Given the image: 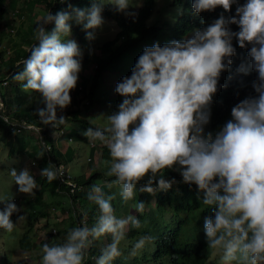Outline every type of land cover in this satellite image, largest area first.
<instances>
[{
	"label": "clouds",
	"instance_id": "1",
	"mask_svg": "<svg viewBox=\"0 0 264 264\" xmlns=\"http://www.w3.org/2000/svg\"><path fill=\"white\" fill-rule=\"evenodd\" d=\"M59 2L67 8L55 14L50 11L37 22L36 43L27 46L22 69L11 76L23 91L39 94L44 107L36 108V115L41 124L53 129L69 126L62 113L72 103L71 92L81 85L84 49L71 38L73 25L81 27L91 44L97 30L105 25V5L133 22L138 16L129 11V0H90L91 6L85 8L74 7L71 0ZM234 5L235 14L226 16ZM218 8L222 11L217 18L211 23L202 20L203 26L193 29L187 38L145 47L131 74L116 84L115 93L122 100L106 116V126L82 132L89 142L101 141L109 151L104 175L113 179L92 185L87 196L98 206L96 222L91 227L85 224L57 233L64 239L45 242L40 262L38 259L33 264H84L91 244L106 236H111V242L100 250L96 264H114L124 254L120 245L127 232L141 229L143 224L137 215L118 217L112 205L115 196L106 195L104 187H118L121 200L132 201L137 190L155 195L176 185V178H166V171L178 172L180 183L195 186L198 199L211 206V215L203 221L209 254L217 255L220 264H264V0H191L196 15ZM48 25H54L51 31ZM234 40L240 49H247L248 62L241 63L237 72L256 74L251 82L254 94L235 104L231 118L213 132L207 130L211 108L222 87L221 76L231 69L237 54ZM88 51L92 54L91 47ZM2 110L0 120L7 124L12 117L5 115V101L0 100ZM28 128L41 134L36 125ZM56 165L50 162L39 174L48 182L57 180L62 172ZM10 176L19 193L29 195L28 199L35 195L38 185L26 167L19 171L12 168ZM73 177L80 189L77 176ZM67 201L74 211L77 202L68 196ZM0 202L5 205L0 210V229L12 233L16 222L24 219L19 214L27 201L19 207L15 198ZM145 207L143 200L134 204L137 213L142 214ZM12 216H17L16 222ZM28 235L36 243L35 235ZM154 239L141 235L129 256H137Z\"/></svg>",
	"mask_w": 264,
	"mask_h": 264
},
{
	"label": "trees",
	"instance_id": "2",
	"mask_svg": "<svg viewBox=\"0 0 264 264\" xmlns=\"http://www.w3.org/2000/svg\"><path fill=\"white\" fill-rule=\"evenodd\" d=\"M156 0H142L140 7L137 9L138 16L133 22L131 17H126L120 13L114 12L111 5H106L104 14L116 20L119 29L112 39L106 40L99 45V54L97 56V65L94 73L90 78H83L80 88H76L72 93V103L64 110L63 115L68 117V122L71 121L74 125L70 127L64 134L66 139H73L78 141L88 140L82 135V132L88 127H96L87 114L86 110L91 104L98 105V110L103 109L109 104V99L103 95L95 101L93 95L98 91V78L102 66L112 63L117 58L129 49L135 51L139 47L152 46L154 43L164 44L163 38L168 37V41L182 40L185 35L195 28L202 27L201 21L211 23L212 20L218 17L222 9H217L212 13H203L196 15L191 9V0H174L173 4L181 7L180 15L172 23L164 22L162 24H147L146 20L154 10ZM241 3L244 0H240ZM19 3V5H16ZM71 3L76 7L77 0H71ZM37 5L43 6L46 12H55L66 9L67 4H61L59 0H0V65L4 63V70L0 71V97L5 101V114L10 115L14 119H24L27 123L42 126L44 130L41 132V141L38 144L41 147V155L38 164L41 168L49 166V163L56 165L57 163H67L72 158L73 151L71 146L66 148L65 152H60L54 143L53 137H50L49 132L55 130L51 126H46L40 123L39 117L36 115L35 109L44 107L42 104L35 102V96L38 93L22 90L16 81L11 79V76L16 71H20L23 67L21 61L28 56V49L20 47L19 51L12 46L15 39L8 32L12 29L15 35L22 34V43L25 45H33L36 43L34 39V29L37 22L41 19L35 13L38 9ZM40 13V12H38ZM235 5L232 13H225V15H234ZM10 16L8 21L6 17ZM45 16V15H44ZM14 17H18L19 21L14 25ZM22 18V19H21ZM54 25H48L47 29L51 31ZM234 31H238L236 25L231 26ZM84 31L80 26L73 25L72 38H78L82 42ZM143 40V43L140 42ZM10 51L6 59L3 60L4 49L2 45H9ZM34 42V43H33ZM234 46L237 47V54L233 57V64L229 71L222 74L220 79V87L218 93L214 97V103L211 108V122L207 126V130L215 132L227 120L231 118V108L240 100L248 95H252L253 90L251 82L256 78L255 73L247 76L238 73L237 68L241 63L248 62L247 49H240L233 41ZM84 45V44H83ZM12 46V47H11ZM19 65V67H17ZM131 74V72H130ZM87 99L83 104L84 110L80 109V103ZM61 113L59 112L58 115ZM9 117V116H8ZM0 125H6L12 134H15V128L10 124H5L0 120ZM64 126H60L62 128ZM101 128V127H100ZM58 129V128H57ZM23 133L26 129H22ZM27 137V136H26ZM23 136H18L23 145H29V139ZM48 144L50 151L45 152V145ZM101 158L109 159V151L107 147L102 144ZM102 170L96 168L95 172H90L88 175L77 176V182L81 186L73 194H70L68 188L65 186H58L57 180L48 182L47 178L39 175V188L36 189L35 195L31 196L32 203L36 206L33 209L35 216L33 219L38 223L37 225L49 226L48 223L56 222L57 220H66L61 229L70 230L73 227L92 226L99 215L98 206L88 200V193L91 191V186L94 185L95 178L105 176ZM166 178L175 177L178 183L170 190L164 192H157L154 196L147 193H140L138 190L134 198L137 203L140 200L145 202V211L137 213L132 210L133 215H137L141 220H147L150 228L130 229L126 238H134L141 235H152L155 239L154 251L148 257L147 261H152L153 264H203L209 257L212 260L211 254L206 251L205 235L203 231V221L206 216L211 215V206L204 205L201 199H198V193L195 186L189 187L186 184L180 183L181 177L178 172L169 171L165 173ZM106 178V177H105ZM111 180L113 178H106ZM144 182H142L143 184ZM62 191L68 197L73 199V209L71 211L60 204L59 201L48 204L45 194L49 198L56 197ZM109 192V190H107ZM113 195V193H112ZM202 195V194H201ZM116 197V196H115ZM135 204V203H134ZM112 205L116 210V215L121 216L122 212L118 209L116 200H112ZM127 206V205H126ZM47 212V213H46ZM169 214V216H168ZM41 218H45L43 222H39ZM86 221V222H85ZM58 229V228H57ZM55 228L45 232V237L40 239L38 243L30 241L28 233H23L18 239L20 248L24 251H30L34 248L41 249L45 243H59L64 239L57 233L59 231ZM155 230V232H154ZM104 238V237H103ZM94 241L85 254L84 264H96V259L100 255V250L106 245L104 239ZM111 239V236L108 237ZM41 251L36 257L40 262ZM146 259V258H145ZM39 262L37 264H39ZM143 261L137 257L123 261L118 258L114 264H141ZM219 264V262H215Z\"/></svg>",
	"mask_w": 264,
	"mask_h": 264
},
{
	"label": "rangeland",
	"instance_id": "3",
	"mask_svg": "<svg viewBox=\"0 0 264 264\" xmlns=\"http://www.w3.org/2000/svg\"><path fill=\"white\" fill-rule=\"evenodd\" d=\"M173 1L174 0H156L154 10L149 16V18H147L146 23L149 25L162 24L164 22L170 24L174 20H176V18L180 15L181 7L177 4H173ZM141 2L142 0H129L131 6L129 11L136 12V10L141 5ZM105 3H107V0H105ZM76 4L81 5L82 8L91 6L90 0H77ZM16 5H19V3H16ZM73 6L76 7L75 5ZM35 8L38 9L37 11H35V13L38 14L40 18H42L45 14L48 13L46 12L47 10H45L41 5H37ZM102 15L105 19V25L102 29L97 30L96 39L91 42V44H89V42L85 39V33L83 37V42L78 38L75 39L84 49L83 70L80 73L79 82L83 81L84 77L87 79L90 78V76L94 73L95 67L97 65V59L99 57L97 55L100 53L99 45L106 40L112 39L114 35H116V31L119 29L116 20L112 19L111 17L105 16L104 10L102 12ZM121 15L125 16L124 14ZM9 18L10 16H7L5 21H8ZM18 21V17H14V25L18 23ZM8 32L15 39V44H12V46L16 49V51H19L20 47L27 48V45L22 43V34L15 35V33L12 32V29H8ZM191 32L192 31L188 32L185 35V38L191 35ZM163 42H168V37L163 38ZM142 43L143 40L140 42V44ZM2 46L4 49L2 61H4L7 55H9L8 53L10 51V42L9 45L6 44ZM89 47H91L92 49V54H89ZM144 48L145 47H139L135 49V51H129V49H127V51H125L120 58H117L112 63H108L102 66L98 78V91L95 95H93V98L96 101L97 94L98 98H101L103 95H105V97L109 99V104L103 109L101 108L100 110H98V105H96L95 103L91 104L89 107L86 108V110L88 111L87 114L90 115L89 120L93 124H95L96 127H105L107 123L106 116L111 112L115 111L118 103L121 102L122 98L115 93V86L121 80L122 77L130 75L132 67L134 66L138 56L143 52ZM3 70L4 63H1L0 71ZM16 84L20 85V82H16ZM73 92L74 91L71 92V95ZM35 102L37 104H40L39 94L35 96ZM86 102L87 99L80 103L81 110L85 109V107H83V104ZM68 124V127L64 126L62 128L55 129L49 132L48 135L50 137H53L54 142H57L60 148H64L66 145L71 146L73 151V161L72 163H70V167L67 165L69 167L70 172L74 176H81L88 175L95 168H98V170H102V172H104V170L106 171L107 166L105 162L109 159L100 157L103 142L98 140L95 142H89V140L78 141L73 139H66L64 137V134L60 133V131L66 132L70 127H73L74 125L71 121H69ZM7 128L8 127L6 125H0V201H6L10 198H15V203L18 205V207L26 201L27 206H25L24 210H21L22 212L20 211L21 214H19L24 216L23 220H19L16 222L17 216H12V218H15L12 219L13 222H16V228L12 233H7L5 230L0 229V264H33L36 260V257L38 256L39 248H34L30 251L21 250L18 243V239L20 238L21 234L33 233V235H35V242L38 243L40 239H43L45 237V232L52 228H58L57 230L60 233H67V229L59 230L60 228H63V224L64 222H66V220H63L60 223H48L49 226H43L44 223L38 226V223H35L37 219L36 221L33 219V217L35 216L33 209H36V206L33 205L32 199H28L29 195L21 194L18 192V186L15 185L13 178L10 176V170L12 168H16L19 171L26 167L29 170L30 174L34 176L38 185L39 179L37 178V176L41 170V167L39 166V164L32 162L33 155H30L39 154V152H41V147L38 144L39 140L41 141V139L37 131L30 130L29 128H27L26 132L24 133L23 131H21L16 132L15 134H12L11 131ZM18 136H27L26 138L30 141L29 145H23L20 142ZM66 164H68V162ZM105 177L106 176L95 178L94 183L97 184L103 181H108V179H106L108 177ZM107 190H109V192ZM104 191L106 195H112L113 193V195L116 196L114 200H116L118 209H120V211L122 212L121 216L132 214L131 211L135 209V200L123 202L119 196V189L115 186L112 188H108L105 186ZM57 198H59L60 201L57 200ZM50 199L59 201L60 204L65 206L66 209L70 210V204L67 201L66 194L59 193L58 196L49 198V200ZM48 204H51V202H48ZM4 206V203L0 202V210H3ZM27 215H29L30 217H28ZM117 216L119 217V215ZM44 220L45 218H41L39 222H43ZM141 223L143 224L142 228H150L149 222L147 220H143V218H141ZM89 227L91 226L89 225ZM108 237L109 236L103 238L106 244L111 242V239H109ZM139 237L140 236H135L134 238L129 239L126 238L124 241L121 242L120 247L124 252V254L121 256L122 260L128 262L129 260H132L133 258L137 257L138 259H141L143 261V263L141 264H153L152 261L148 262L147 259L154 251V243L146 245L142 252H140L137 256H129V252L131 250L132 245ZM211 256L212 260L210 261L209 257L203 264H216L215 262H219L220 264V260L217 255L213 253L211 254Z\"/></svg>",
	"mask_w": 264,
	"mask_h": 264
},
{
	"label": "built area",
	"instance_id": "4",
	"mask_svg": "<svg viewBox=\"0 0 264 264\" xmlns=\"http://www.w3.org/2000/svg\"><path fill=\"white\" fill-rule=\"evenodd\" d=\"M0 100H2L4 103V100L1 97H0ZM3 112H4V110H2V112H0V114H3ZM8 123L10 125H12L13 127H15L16 131H20L22 129H27L28 125H33L30 123H27V121L24 119H12V118H9ZM36 127L40 128L41 132L44 129L43 127H40V126H36ZM38 133L40 134V132H38ZM60 133H65V132L60 131ZM40 137H41V134H40ZM48 148H49V146H48V144H46L45 145V151H48ZM56 168L60 169V171L62 172V175L58 176V178H57L58 184L65 185L66 187H68L70 193H73L76 189L79 188L78 184L74 181L73 175L69 172L68 168L64 164L58 163L56 165Z\"/></svg>",
	"mask_w": 264,
	"mask_h": 264
},
{
	"label": "crops",
	"instance_id": "5",
	"mask_svg": "<svg viewBox=\"0 0 264 264\" xmlns=\"http://www.w3.org/2000/svg\"><path fill=\"white\" fill-rule=\"evenodd\" d=\"M55 143V145H56V147L58 148V150L60 151V152H65L66 151V148L68 147V145H66L64 148H60V146L58 145V143L57 142H54ZM98 153V152H97ZM33 155V156H32ZM30 156H32V162L33 163H37L38 164V159H39V157L41 156V152H39V154H31ZM70 159V162H68V166L70 167V163H72V161H73V158H69ZM68 167V168H69ZM40 169H42V168H40ZM95 170H96V168L94 169V170H92L93 172H95ZM40 173V172H39ZM39 175L40 174H38V176H37V178L39 177ZM38 188H39V183H38V186H37ZM45 196L47 197V201L48 202H55V201H57V200H59V198H57V200H54V199H50L49 200V196H48V194H45ZM58 196V195H57ZM60 201V200H59ZM64 228V227H63Z\"/></svg>",
	"mask_w": 264,
	"mask_h": 264
}]
</instances>
